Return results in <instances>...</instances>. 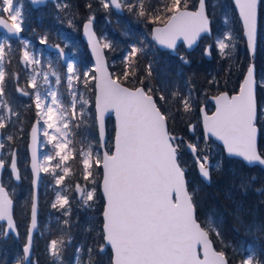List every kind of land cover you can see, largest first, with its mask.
<instances>
[{"label": "snow or ice", "instance_id": "6c2138e0", "mask_svg": "<svg viewBox=\"0 0 264 264\" xmlns=\"http://www.w3.org/2000/svg\"><path fill=\"white\" fill-rule=\"evenodd\" d=\"M40 2L31 0L33 4ZM100 3L105 10L126 9L137 18L156 25L151 30V39L161 48L175 51L177 42L182 40L185 47L192 49L201 34H211L206 0H199L195 11L188 10L187 0H161L155 8L146 0H100ZM235 4L242 18L248 48L254 50L257 0H235ZM57 6L67 7L59 3ZM87 7L91 9V4ZM93 21L94 16L90 15L83 23V29L89 37L95 58L94 74L85 71L83 77L86 86L89 80L95 82L98 140L90 142L87 148L76 147L74 129L87 123L85 117L90 109L87 107L89 101L82 95L77 99L73 82L78 81L80 76L73 63H67L66 80L70 103L65 104L57 89L49 88L45 92L38 83L42 78V83L47 84L49 75H53L56 77L55 84L60 85L61 76L51 67L48 70L39 67L41 60L29 50V42L26 40H20L22 47L18 50V63L30 68L32 72L25 87L19 85L18 74L6 72L4 63L13 49L11 40H0V130L13 123L12 117H19L5 89L6 77L15 78L16 92L33 100L38 122L43 119V135L54 150L44 157L47 164L38 161L33 150L34 189L40 172L50 173L55 185L61 186L66 177L73 174L69 162L78 161L80 177L86 185H92L91 188L81 186L80 183L75 185V191L84 206L92 207L98 200L97 193H102V227L99 236L103 243L100 252L103 253L106 246L110 245L111 264H229L225 251L217 250L214 246L213 236L222 241L218 226L211 218L206 226L199 222L196 193L194 190L189 191L186 169L179 159L181 145L185 141L169 127V121H174L178 115L183 118L196 111L198 93L192 87H188L186 93L175 90L170 94L160 88L145 87V80L153 76L154 63L149 61L144 67V76L138 75V60L145 53L143 41L129 45V51L122 61V76L110 73L102 50L111 49L113 45L105 37H96L92 31ZM68 24L72 26L73 20L69 19ZM0 28L17 39L24 30L22 7L17 6V0H0ZM233 39L231 33L217 38L215 46L222 57L230 54L226 50L232 47ZM39 42L46 44L47 36L41 37ZM211 49L212 45L206 46L203 54L210 56ZM58 51L63 58L64 50ZM180 60L190 64L183 55ZM253 75L254 69L250 66L235 95L221 92L212 97L214 112L209 115L204 106L199 108V113L206 142L215 138L222 142L228 156L239 157L248 164L264 166V154L257 152L256 83ZM129 79L138 80L140 86H124L123 81ZM28 88L33 91H27ZM105 113H114L116 121L111 149L106 140ZM188 130L193 132L195 125L189 122ZM36 132L37 125H34L33 143L36 141ZM6 139L12 142L15 137L9 134ZM5 147L0 142V149ZM186 147L194 157L199 175L204 181H210L213 167L210 156L201 155L203 149L197 143L187 142ZM10 155L11 164L8 167L12 176L19 180L16 152L13 150ZM5 166V160L0 158V169ZM219 166L217 164L215 167ZM96 169H102V178L98 179L100 173ZM68 204V196L57 191L51 207L65 209ZM12 205L6 187L0 183V221L7 223L6 228L0 225V237H7L10 233H16L17 237L19 235L12 215ZM64 214L68 215V210ZM36 227L37 198L34 192L23 258L18 259L17 264H22V260L30 257L32 233ZM64 243L63 237L51 240L47 246L49 255L59 260ZM91 252L92 249H89ZM240 264L261 262L254 255H247Z\"/></svg>", "mask_w": 264, "mask_h": 264}, {"label": "trees", "instance_id": "16d2710c", "mask_svg": "<svg viewBox=\"0 0 264 264\" xmlns=\"http://www.w3.org/2000/svg\"><path fill=\"white\" fill-rule=\"evenodd\" d=\"M196 1L197 0H187L188 7H192ZM60 2L62 6L67 5V7L58 8L57 6L49 3L45 6L33 8L26 0H24L25 9L22 14L24 16V25L26 27L23 30V34L28 36L30 40L34 39L37 34H45L47 36V41L57 42L61 44V39H59L60 37L57 34H60L59 31H69L68 40L73 39L76 43L73 44L72 47H68V49L72 52V55L75 59L73 65L78 70L80 78L83 74V66H85L86 63L89 66L91 65V59L81 38V25L83 21L86 20L90 15L94 16V20H96L99 24L103 22L102 18L107 12L110 13L109 15H115L120 22L116 23L117 30L111 33V36L119 40L123 39L122 43L126 44L127 46L131 45L132 43L134 44L142 41V39L135 35L136 33L134 32V29L136 30L138 28H141L146 34H149L147 28L150 29L149 26L152 25L148 20L139 19L133 14L129 13L126 9H124L123 15L114 14L111 8L109 10H105L101 5L100 0H60ZM227 2L231 7L232 17L230 18L227 25L218 26L216 25L215 21H213L212 23L214 24H212V30L213 33L219 34L222 32V29L225 26H228L237 36L235 46L227 49L226 51L230 54L224 57H222L220 53H218V51H213L212 58L210 60H206L202 56V48L197 47L193 52L194 59L192 61V65H190L193 67H189L188 65L179 63L177 61L173 62L170 60L171 56L168 55L164 63L169 59L166 68L169 69L167 71L174 73V78L176 80V90H179L182 93H186L189 85L187 82L191 81L190 84L192 88L195 89V91L203 90L205 92V95L207 96V94H215L221 89L228 88V82L232 81L235 84L237 80L241 79L242 74L249 63V56L242 36V29L239 18L231 1L227 0ZM146 3L151 4V6L155 8L159 6L161 0H146ZM89 4H91V9L87 7V5ZM124 17L128 18L127 22L121 20ZM69 19L73 20L72 26H69L68 24ZM132 20L137 21V26L132 22ZM112 23L114 24V22ZM260 24L262 25L263 23L261 22ZM95 30L97 33H100L101 31V29H98L97 25L95 27ZM109 30H111V28ZM72 31L74 32L75 38H72ZM123 32L125 33V38ZM69 36H71V38H69ZM146 38L147 36L144 38L145 40L143 39L144 42H148V39ZM148 46L153 47V43L150 41L148 43ZM29 47L31 49H35L36 44L30 41ZM122 54L123 53L121 49V52L116 55L118 57L113 55V58H120ZM107 57L109 60L111 58L110 54H108ZM144 57H139V71H142L140 62L146 61L147 56ZM164 63L159 61V68L160 66L162 68ZM113 65L116 68V65ZM58 66L59 67H57V69L60 70V65ZM254 66L255 69L258 70V76L264 77V41L259 37L257 40V47L254 56ZM16 68L17 66L15 67V70ZM109 68L111 70L113 66L109 65ZM6 69L14 70V67L9 64ZM90 71L92 74V69ZM154 71H156V67L154 68ZM82 79L83 78L75 81L74 85L77 88L84 86V82L81 81ZM210 81L213 82L209 83ZM147 82L148 81L145 80V86H148ZM123 83L128 86H136L139 84V81L129 79L128 81H123ZM88 85L91 88L90 93L92 94L90 100V122H92L91 128H93L94 130V139L95 141H97L98 138L95 131V124L93 122V81L90 80L88 82ZM258 87L259 88L257 89L256 100L257 103H261L262 101H264V98L261 96V85L258 84ZM86 88L88 89L89 87L86 86ZM5 89L9 94L8 96L12 99L17 112L21 113L26 119L24 127H28L29 123H31L32 119L34 118V111L32 109L33 105L30 104L24 97L22 98L16 94L11 81L9 82L7 77ZM198 110L199 106L191 116H183L182 118L180 115H178L180 122L178 121L177 124L174 121H169V127L172 132L184 135L187 132L186 124L188 123V121L191 122L194 119V117L198 113ZM257 118L259 119V109ZM27 121H29V123ZM260 128L261 129L259 130L260 132L258 137V149L261 154H264V132L262 127ZM4 130L3 133L5 132ZM24 132L26 134L25 130ZM80 132L81 134H76L77 137L78 135L79 137H75V139L79 140L78 142L83 143V134L81 129ZM179 158H182L181 152ZM239 162L240 160L235 158H229L226 156L222 158L220 166L211 171V182L208 185L200 181L195 168L191 169L190 167H188L186 169V177L188 178L187 181L189 187L195 185L194 181L201 186V189L198 191L197 196L195 195V199L198 202V219L201 217L202 211L205 210L204 206L206 205L211 208H215L218 214L221 216L220 231L222 233V241L220 239H213L214 246L219 250L222 249L223 251H225L226 256L229 259V263L234 264L233 262L235 259L241 260V254L234 253L232 255L228 253L229 246L231 244L245 243L246 245H250L252 247L256 260L261 262V264H264V203L260 201V193L255 192L254 187L253 189H244L242 185H240L238 188L235 187V171L233 172L231 168L235 170V164ZM69 164L75 174H80V172L78 171V161H71ZM246 169L249 170L247 166ZM96 170L99 172V169ZM259 171L261 176L264 177V170H261L259 168ZM23 182L24 180L22 178L20 184H22ZM25 184L26 201L24 204V209L22 211H20L18 202L16 201L17 197L11 195L14 199L13 215L16 220L19 239L8 237L7 239L2 238L0 240V263L2 264H10L12 258L14 257L16 258L14 264H17V260L23 258L20 248L24 241L23 237H25L26 233V223L28 222L29 205L32 193L31 183L25 182ZM194 191L196 192V190ZM73 205L74 203L70 202L68 215L61 216L58 211L50 213V220H47V228L45 230L41 227L43 223L41 220V224H39L38 229V232L42 230L41 236H39L38 232L34 236L32 259L30 260L29 264H50V255L47 253L46 249L47 242L49 240H55L61 237L64 238L65 243L61 250L60 259L68 260V257L72 256V244L76 245L77 243H81L83 240V234H80V236H78L76 226H74V223H72L71 221V219L73 218V213L75 211ZM101 205L102 204L100 201L96 206V211L93 213L94 218H96L94 220V223L97 224L101 223L99 214ZM80 208L78 217L81 221L82 211ZM55 216L56 218H53ZM65 220L68 221L67 224L64 223ZM73 231H76L77 236L75 239H73L72 242H69L68 237L73 233ZM88 233L90 234L89 231ZM86 235L88 236V234ZM88 244L91 246L90 249H92V257H90V263L87 264H95L98 260L97 257H99V253L97 251V248L93 249V245H98L99 243L91 236ZM233 258L234 260L232 261Z\"/></svg>", "mask_w": 264, "mask_h": 264}, {"label": "rangeland", "instance_id": "374dc122", "mask_svg": "<svg viewBox=\"0 0 264 264\" xmlns=\"http://www.w3.org/2000/svg\"><path fill=\"white\" fill-rule=\"evenodd\" d=\"M207 1V8L209 10L210 13V22L215 21L216 25H227L230 18L232 17L231 14V7L229 6V3L227 2V0H206ZM197 2V1H196ZM195 2V4H196ZM58 3L61 5L60 0H55V2L51 3L54 6H57ZM195 4L190 7V8H194ZM17 6H21L22 7V12H24V0H17ZM58 7V6H57ZM110 13L107 12L104 16H103V22H101L100 24L94 20L93 21V25L94 28L96 27V25L98 26V29H101L100 33H98V38H102L105 37L107 41H110L113 45V47L111 49H104V52L106 54V57L108 54H110V59L108 60V66L111 65L113 66V68H111V72L114 75H121L123 74V70H124V65L122 63L123 61V57L124 55L127 53V51H129V46H127L126 44L122 43V40H119L117 38H114L111 36V33H113L116 29V23L120 22L119 19L115 16V15H109ZM115 14V13H114ZM121 20H123L124 22L128 21L127 17L122 18ZM114 22V24L112 23ZM132 22L137 26V21L136 20H132ZM263 23L262 25L260 23ZM214 24V23H212ZM26 26L24 25V28ZM111 28V30H109ZM150 28V26H149ZM147 31L149 33V29L147 28ZM134 32L136 33L135 35L137 37H139L140 39H142V41L144 42V38L147 36L146 39H148V42H144L145 45V53L142 54L140 57H146V61L140 62V66H142V71H139V75L141 77L144 76V67L145 65L148 64L149 61H152L154 63V68L156 67V71H153V76L151 79L146 80L147 85L145 87H153V88H160L161 90H166L168 94H170L172 91L176 90V80L174 78V73L167 71L169 69L166 68L167 62L164 63L165 59L169 56H171V61L173 62H179V63H183L180 60V56L183 55L185 57H187V59L190 61V64H185L188 65L189 67H193L190 66L192 65V61L194 59L193 57V52L196 50L195 47L192 51H186L182 45H179L175 51L170 52V51H165V50H160L155 48V46L153 45V47L148 46V43L150 42L149 40V34H146L144 32V30H142L141 28L138 29H134ZM60 34L59 35V39H61V46L70 53L71 55V59L69 61H67L66 63L64 62L63 64L60 63L58 57L56 55H54L52 52H47L44 48H43V44L40 45V38L45 36V34H37L34 39L30 40L28 36H26L25 34H23L20 38L18 39H11L9 37H6L5 35H3L2 33H0V40H11V47L13 49V51L9 54V58H6L4 66H5V70L6 72L12 74V73H16L19 76V85L21 87H25L26 82L28 80V77L32 74L31 69L30 68H22L21 65L18 63V56H19V49L22 47V45L20 44V40H26L28 42H33L34 44H36V48L35 49H31L29 47V50L31 52H33L34 54H37L41 60V65L39 66L41 69L43 70H48L49 67H51L52 70H54L56 73H58L61 76V83L60 85H56L55 84V80L56 77L53 75H49V81L47 84L42 83V78L41 80L38 81V83L41 84V87L43 89V91H47L49 88H55L59 91V93L61 94V98L64 101L65 104H69L70 103V99L68 96V92H67V80H66V73H67V63L71 62L74 64V57L71 53V51L68 49V47H72L73 44H75L76 42H74L73 39L68 40V33L69 31H59ZM225 33H231V35L234 37V39L231 41L232 43V47L235 46V41L237 39V36L235 35V33L228 27L225 26L222 29V32L217 34V33H213L210 36L207 37H203V39L200 41V48H204L206 45H212V49H211V54H213V51H218V49L216 48L215 44H216V40L217 38H221L224 36ZM257 33H258V37L261 38L264 41V0L260 1V6H259V17H258V28H257ZM72 38H75L74 36V32L72 31ZM124 38H125V33L123 32ZM69 38H71V36H69ZM144 39V40H143ZM63 41V42H62ZM48 42V41H47ZM133 44V43H132ZM121 46V47H120ZM122 49V56L120 58H116ZM219 53V51H218ZM113 55H115L116 57L113 58ZM145 58V57H144ZM143 59V58H142ZM159 61L164 63L162 68L160 66L159 68ZM200 61V59H199ZM11 64V66L14 67V70H10V69H6L7 66ZM116 65V68L114 67V65ZM58 65H60V70L57 69V67H59ZM17 66L16 70L15 67ZM93 70V64L91 62V65L89 66L87 63L85 66H83L82 68V73H84L85 71H89L90 75H91V71ZM191 72V71H190ZM257 73V83L259 85H261V96L264 98V77L258 76V70H256ZM92 74H94L92 72ZM83 78L81 81L84 82V77L82 74ZM80 78V79H81ZM9 82L11 81L12 86L14 87V90L16 92V86H17V80L15 78H8ZM234 80V79H233ZM90 81V80H89ZM239 80L236 81V83L234 84L232 81L228 82L229 84L227 85L228 88L226 89H221L219 91H227L229 94L234 93L236 91H238L239 88ZM75 81L73 82V88L77 93V99H79V97L82 95L85 99H87L89 101L88 104V109H90V100H91V88L90 86L87 84V86L89 87L88 89L85 86L77 88L75 85ZM125 84V83H124ZM126 85V84H125ZM188 87H192L191 84L188 85ZM27 91L32 92L33 90L31 88H28ZM218 91V92H219ZM196 93H198V104L197 107L200 104H203L206 106V109L208 112L213 110V105L212 103L207 99V96L205 95V92L203 90H198L196 91ZM217 93V92H216ZM8 94V92H7ZM16 94L20 97H24L30 104H32V109L34 111V118L36 119L38 122V118L36 116V108L35 105L33 103V100L28 97V96H23L20 93L16 92ZM9 95V94H8ZM210 95V94H209ZM8 99L10 100V102L12 103L15 111L16 107L14 106V103L12 102V99L8 96ZM50 99V98H49ZM29 104V105H30ZM80 105H77V108H79ZM258 109H259V120H260V124L259 127H262L263 132H264V101H262L261 103H258ZM173 111H175L173 109ZM18 113V112H17ZM19 117H12V121L13 123L7 127L2 135V139L1 142L4 143L6 145V147L2 150V156L1 158L5 160L6 165L8 164V161L10 159V152L12 151V148L15 147L16 148V155H17V163H18V167L21 171V176L24 180V182L22 184L21 181L19 183H13V181L11 180V177L9 175V173H7V170L4 171L3 176H2V182L3 184L7 187L9 193L13 196L17 197V202H18V206L20 211H22L24 209V204L26 201V196H25V182H30V174L28 171V167H27V163H28V155H27V139H28V129L29 126L31 125V123H29V121H27L29 123L28 127H24V124L26 123V119L24 118V116L21 113H18ZM94 114V113H93ZM91 112L88 113V115L85 117V119L87 120L86 124L81 125L78 129H74L75 132V136H74V140L76 141V147L79 149L81 147L87 148L88 144L90 142L94 143L95 139H94V130L93 128H91V124L92 122H90L91 119ZM179 121L178 116L176 117V119L174 120V122L177 124ZM94 124H95V119L93 120ZM180 122V121H179ZM189 123V121H188ZM188 123L186 124L187 126V132L182 135V134H176L179 137H182L184 139V141H188V142H194L197 143L199 145L200 149H203V151L200 153L201 155H209L210 159H211V163L213 165L212 170L216 169L217 167H215L217 164L220 165L222 158L225 157V155L223 154L222 148L220 147V145H218L217 143H215L213 140L209 139L207 142L204 139V135L201 132V127H200V120H199V113H197V115L194 117V119L190 122L193 125H195V130L193 132H190L188 130ZM44 124H43V119H40L38 122V128H39V138H40V158L39 161L41 163L47 164L48 162L46 160H44V157L46 155H48L49 153H53L54 150L52 148V145L48 144L46 141V137L43 135V131H44ZM90 127V128H89ZM80 129L82 130V134H83V143L78 142L79 140L75 139V137H77L76 134H81ZM113 129H114V122L112 120L111 117H107L106 119V130H107V142H108V146L111 149L112 144H113ZM261 129V128H260ZM24 130L26 131V134L24 132ZM50 133L52 132L51 129L48 130ZM95 131H96V126H95ZM12 134L15 139L12 142L7 141L6 137ZM97 135V133H96ZM79 137V135H78ZM77 137V138H78ZM98 140V139H97ZM181 153H182V158H180L181 160V164L182 166L187 169L188 167H190L191 169L196 168V164L194 162V158L191 155V153L189 151H187V149L185 148V144L181 145ZM184 153V155H183ZM71 162V161H70ZM69 162V163H70ZM238 164V165H236ZM235 164V170H233L231 168V170L234 172L235 174V187H239L240 185L243 186L244 189H248L251 188L253 189V187L255 188V192L260 193V201H262L264 203V177L261 176L260 171L258 169V167H248L249 170L246 169V165H244L241 161L239 163ZM49 167H51L49 165ZM71 168V166H70ZM72 170V175H70L69 177H66L65 181L62 183L61 186H57L55 185V181L52 177V175L50 173H43L41 172V178H40V198H41V220H42V229H46L47 226V220L50 218V213L53 212H59L61 214V216H65V211L69 209L70 207V202H73V208L75 209L74 213H73V218L71 219L72 223H74V226H76V230L78 231V236H80V234H83V240L81 243H77L76 245L72 244V251L73 254L71 257H68V260H62V259H55L53 257L50 256V264H87L90 263V257L91 253L88 254L89 249L91 248V246L88 244V242L90 241V238L92 236V238H94L99 244L96 245L94 244L93 249L97 248V251L99 253V257H97V261L95 264H111L110 262V257H111V252L110 249L108 248V246H106L105 250L103 253L100 252V245L103 243L102 239L99 236L101 227H102V219H101V223L97 224L94 223V220L96 218H94V212L96 211V206L97 204L101 201V210L99 212L100 214V218H101V212H102V207H103V198L100 192L97 193L98 195V200L92 204V207H86L83 204V201L77 197V193L75 191V185L77 183H80L81 186H86L88 188H91L92 185L91 184H87L86 182L83 181V179L80 177V174H75V172ZM97 171V170H96ZM99 173L100 176L98 177V179H100L101 177V169H99ZM21 178V180H22ZM186 179H188L186 177ZM201 182H203L200 179ZM204 183V182H203ZM193 186L189 187V191H193L196 190V196L198 191L201 189V186L199 184H197L194 181ZM250 189V190H251ZM60 191L63 195L68 196L69 198V204L66 206L65 209H53L51 207L52 202L55 200L56 198V192ZM91 203V202H90ZM198 203V202H197ZM81 207V208H80ZM79 208L81 209V213H82V217H81V221L78 217V213L79 212ZM205 210L202 211L201 217L199 218L202 222V225L206 226L207 225V221L209 220V218H211L213 220V222L218 226L219 230H220V223H221V216L218 214L217 210L215 208H211L209 206H204ZM53 218H56L53 217ZM50 220V219H49ZM98 225V226H97ZM41 231L39 232V235L41 234ZM88 231L90 232V234L88 233ZM88 234V236L86 235ZM91 235V236H90ZM77 236L76 231H73L72 234H70V236L68 237V241L72 242L73 239H75ZM100 238V240H99ZM2 239V237H0V240ZM213 239L215 240V236H213ZM51 240H49L47 242V246L49 244ZM87 243V244H86ZM88 245V246H87ZM46 246V249H47ZM85 246V247H83ZM77 249H80L79 252H77ZM222 250V249H220ZM48 253V251H47ZM228 253L230 254H234V253H239L241 254L240 259L242 260L243 258H245L247 255H254L252 247L250 245H246L245 243H239V244H231L229 246V250ZM49 254V253H48ZM231 255V256H232ZM234 260V258L232 259V261ZM238 259L234 260V264H240V261ZM16 261V258H12V261L10 264H14ZM2 264V263H0ZM231 264V263H230Z\"/></svg>", "mask_w": 264, "mask_h": 264}, {"label": "water", "instance_id": "95a60500", "mask_svg": "<svg viewBox=\"0 0 264 264\" xmlns=\"http://www.w3.org/2000/svg\"><path fill=\"white\" fill-rule=\"evenodd\" d=\"M27 1H28L33 7H38V6H41V5H45L48 1L53 2V1H55V0H41V2L38 3V4H33V3H31V0H27ZM230 1H231V3L233 4L234 9H235V11H236V13H237V16H238V18H239V21H240V24H241V28H242V36H243V38H244L245 47H246V50H247V52H248V56H249V64L246 66V69H245V72H244V75H243V77H242V79H241L240 84L242 83L243 79L245 78V75H246V73H247V70H248V68H249L250 66L253 67V69H254L253 79L255 80V83H256V79H255V66H254V56H255L256 47H257V21H258V8H259L260 0H257V8H256L257 18H256V37H255V46H254V50H250V49L248 48L247 37H246V35H245V30H244V27H243L242 18L240 17L239 9L237 8V6H236V4H235V0H230ZM198 3H199V0L197 1L196 7L198 6ZM196 7H195L194 9H190V8H188V10H189V11H195V10H196ZM112 9H113L116 13H118V14H122V13H123V10H117V9H115V8H112ZM206 11H207V9H206ZM207 14H208V13H207ZM86 20H87V19H86ZM86 20H84L83 23H84ZM83 23H82V25H81V38H82V40L84 41V43H85V45H86V49H87V51H88V53H89V56H90V58H91V60H92V62H93V65H95V58H94V56H93V53H92V50H91V47H90V44H89V37H88V35L85 34V31H84V29H83ZM155 26H156V25H153V26L151 27V30H152V28L155 27ZM210 28H211V24H210ZM92 31L95 33L96 37L98 38L97 33H96V31L94 30V28H93V25H92ZM0 32H1L2 34H5L6 36L10 37L9 34L6 32V30L0 28ZM211 34H212V29H211ZM211 34H210V35H211ZM210 35L207 34V33L201 34V37L198 39L197 43L193 46V48L199 43V41H200V39H201L202 37H204V36H210ZM21 36H22V32L20 33L19 38H20ZM150 37H151V33H150ZM10 38H16V37H10ZM180 44H183V41H182V40L177 42V46H179ZM156 46L159 47L158 45H156ZM183 46H184V44H183ZM44 47H45V49H47L48 51H51V52H57V53L59 54L60 58H61V55H60L58 49H62V48H61V46H60L59 44H52V43H49V42H48V43H46V44L44 45ZM159 48H161V47H159ZM184 48H185L187 51L191 50V49H188V48L185 47V46H184ZM193 48H192V49H193ZM161 49H165V48H161ZM166 50H169V49H166ZM102 54H103V56H104V60H105L106 66H107V68H108V71L111 73V71H110V69H109V67H108L107 57H106V55H105L104 49L102 50ZM204 56H205L206 59H211V55H210V56H206V55H204ZM69 59H70V55H69V53H67V52L64 51V56H63V58H61V61H62V62H66V61H68ZM21 65H22V64H21ZM22 66L25 67L24 65H22ZM93 69H94V68H93ZM240 84H239V86H240ZM93 86H94V90H95V82L93 83ZM124 86L129 87V86L125 85V84H124ZM138 86H140V85H138ZM129 88H131V87H129ZM238 91H239V88H238ZM238 91H236V92H234V93H231V94H229L227 91H220V92H218L217 94L209 95L208 98L210 99V101H211V103L213 104V107H214V108H213V110H212L211 112H208V114L210 115L212 112L215 111V103H214V100L212 99V97L219 95L221 92H225V93H227V94H229V95H235ZM254 92H255V99H256V86H255ZM256 104H257V103H256ZM200 107H204V105H201ZM200 107H199V108H200ZM93 109H94V118H95V117H96V108H95V91H94V97H93ZM107 117H111L112 120H113V122H114V129H113V139H114V136H115V125H116V121H115L114 113H105L104 124H105V134H106V139H107V130H106V119H107ZM199 118H200V123H201V130H202V133H203V135H204V129H203V124H202V120H201L200 113H199ZM34 125H37V132H36V141H35V143H33V140H32V128H33ZM95 126H96L97 138H98V123H97L96 119H95ZM256 127H257V125H256ZM258 137H259V129H258V127H257V152L260 154L259 149H258ZM1 138H2V131L0 130V142H1ZM211 139H212L214 142L218 143V144L222 147V150H223V153L225 154V156L230 157V156H228L227 153L225 152V150H224V148H223V144H222V142L216 140L215 138H211ZM187 142H188V141L185 140V148H186V149H187V147H186V143H187ZM13 150L16 152V148H15V147L12 149V151H13ZM33 150H35V152H36V159L39 161V158H40V138H39V128H38V122H37V120H33V122L31 123V125H30V127H29V129H28V139H27V155H28V163H27V167H28V171H29L30 176H31V189H32V193H31V201H32V196H33V193H34V192H35V195H36V198H37V222H38V194H39V186H40L41 172L39 173V179L37 180V185H36V187H35V189H34V187H33V179H34V176H33V171H32V163H33L32 152H33ZM187 151H189V150L187 149ZM189 152H190V151H189ZM190 153H191V152H190ZM191 155H192V154H191ZM192 156H193V155H192ZM0 158H1V149H0ZM193 158H194V157H193ZM234 158H237V159L241 160V161H242L245 165H247V166L259 165L258 163H255V164H248V163L244 162V161H243L241 158H239V157H234ZM16 162H17V155H16ZM10 164H11V155H10V159H9V161H8V165H10ZM8 165H7V168H8V170H9V172H10L11 180H12L14 183H19V182L21 181V175H20V169H19V167H18V163H17V169H18V173H19V176H20V179H19V180L15 179V178L12 176V174H11V170H10V167H8ZM259 166H260L261 168L264 169V166H262V165H259ZM4 168H5V167H4ZM4 168H3V169H0V183H2V173H3ZM196 172H197L199 178H200L204 183H206V184H209V183H210L211 180H210V181H204V180L202 179V177L199 175V172H198V168H197V166H196ZM100 178H102V169H101V177H100ZM6 190H7V188H6ZM7 191H8V190H7ZM100 193H101V192H100ZM101 195H102V193H101ZM77 196H78V198H80L78 193H77ZM9 197H10V199H12L11 196H10V194H9ZM102 198H103V197H102ZM12 201H13V199H12ZM13 205H14V201H13ZM13 205H12V215H13ZM102 210H103V207H102ZM101 213H102V212H101ZM13 219H14V222H15V224H16V221H15L14 215H13ZM101 219H102V216H101ZM30 220H31V202H30V206H29V215H28V222H27V227H26L25 239H24V242H23V244H22V246H21L22 254H23V247H24V244L26 243V240H27V230H28V228L30 227ZM0 225H3L5 228L7 227V223H6V221H0ZM16 227H17V226H16ZM37 230H38V224H37V227H36L35 229H33V233H32V241L34 240V236H35V233L37 232ZM9 235H12V236L15 237L16 239L18 238L16 233H10ZM32 246H33V242H32ZM108 248L110 249V252H111V257H110V262H111V260H112V250H111L110 245L108 246ZM31 251H32V249H31ZM30 257H31V252H30ZM30 257H29L28 259H26V260H23V264H29Z\"/></svg>", "mask_w": 264, "mask_h": 264}, {"label": "flooded vegetation", "instance_id": "af4514ba", "mask_svg": "<svg viewBox=\"0 0 264 264\" xmlns=\"http://www.w3.org/2000/svg\"><path fill=\"white\" fill-rule=\"evenodd\" d=\"M192 51V50H191ZM259 124H260V121H259V119L257 118V120H256V125L259 127ZM259 129H260V127H259ZM184 140V139H183ZM181 152V151H180ZM40 203H41V198H40V195H39V197H38V222H37V224H38V229H39V224H41V206H40ZM27 224V223H26ZM37 232H38V230H37ZM37 232H36V234H37ZM40 232V231H39ZM39 232H38V234H39ZM35 234V235H36ZM39 236H41V234L39 235ZM8 237H13V236H11V235H8L7 237H2L3 239H7ZM13 238H15V237H13ZM24 238V237H23ZM16 239V238H15ZM17 239H19V235H18V238ZM99 240H100V238H99ZM22 246V245H21ZM21 249V248H20ZM21 253H22V251H21ZM22 256H23V254H22ZM230 264V263H229Z\"/></svg>", "mask_w": 264, "mask_h": 264}, {"label": "bare ground", "instance_id": "6f19581e", "mask_svg": "<svg viewBox=\"0 0 264 264\" xmlns=\"http://www.w3.org/2000/svg\"><path fill=\"white\" fill-rule=\"evenodd\" d=\"M248 64H249V63H248ZM244 72H245V70H244ZM244 72H243V74H242V77H243V75H244ZM242 77H241V79H242ZM241 79H240L239 83L241 82Z\"/></svg>", "mask_w": 264, "mask_h": 264}]
</instances>
